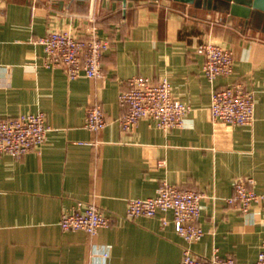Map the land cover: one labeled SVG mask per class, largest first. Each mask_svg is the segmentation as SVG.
I'll return each mask as SVG.
<instances>
[{
  "label": "crops",
  "instance_id": "0c3cea01",
  "mask_svg": "<svg viewBox=\"0 0 264 264\" xmlns=\"http://www.w3.org/2000/svg\"><path fill=\"white\" fill-rule=\"evenodd\" d=\"M58 2L0 0V118L41 111L51 127L39 152L0 153V264H178L186 242L171 212L124 216L129 198L153 196L164 180L202 193L204 234L189 244L194 254L217 249L236 264L255 261L264 200L243 213L226 198L246 176L264 194V29L173 0H128L125 8L116 0ZM91 17L111 42L102 77L69 79L47 66L36 38L53 29L86 36ZM207 41L233 50L232 73L215 86L241 80L253 91L252 126L211 118L212 86L195 51ZM135 75L169 79L173 95L191 107L181 126L163 130L141 118L121 130L118 94ZM93 96L106 120L97 132L84 127ZM77 200H93L111 224L93 236L63 231L60 216Z\"/></svg>",
  "mask_w": 264,
  "mask_h": 264
},
{
  "label": "built area",
  "instance_id": "2783aa9c",
  "mask_svg": "<svg viewBox=\"0 0 264 264\" xmlns=\"http://www.w3.org/2000/svg\"><path fill=\"white\" fill-rule=\"evenodd\" d=\"M90 20L86 36L53 29L36 38L35 41L44 47L47 66L61 67L69 79L78 76L92 79L102 77V56L110 48L111 42L109 38L98 35L95 18L91 17ZM195 51L203 55L202 70L212 86L209 104L211 118L233 125L252 126L255 107L253 91L247 89L241 80L215 86L218 76L232 73L233 50L207 41L199 43ZM118 101L124 107L118 119L124 132L131 131L141 118L149 119L163 130L179 127L191 110L189 104L173 95L171 83L165 76L158 80L144 75L128 78L126 88L118 94ZM105 124L102 105L93 96L85 109L84 127L97 132ZM50 130L45 114L41 111L1 117L0 153L20 158L30 150L39 152ZM91 143L96 144V141ZM253 183L251 176L237 178L233 183L232 194L226 201L241 212L248 213L252 203L264 200V194L256 192ZM201 197L202 193L198 190L182 188L164 180L157 186L153 196L129 198L124 216L133 219L152 217L158 212H171L175 231L186 242L178 264H236L232 256H221L217 249L209 257H203L194 254L189 247L204 234L203 228L197 223ZM111 222L112 218L105 215L93 200H77L70 211L62 212L58 224L63 231L83 230L93 236L99 228L109 226ZM166 223L167 220L162 219V224ZM102 255L107 256V252ZM250 264H264V243L256 260Z\"/></svg>",
  "mask_w": 264,
  "mask_h": 264
},
{
  "label": "water",
  "instance_id": "95a60500",
  "mask_svg": "<svg viewBox=\"0 0 264 264\" xmlns=\"http://www.w3.org/2000/svg\"><path fill=\"white\" fill-rule=\"evenodd\" d=\"M62 5L64 0H58ZM120 1L123 8L128 0ZM182 4H189L195 8H205L226 13L244 26L264 29V0H173Z\"/></svg>",
  "mask_w": 264,
  "mask_h": 264
}]
</instances>
